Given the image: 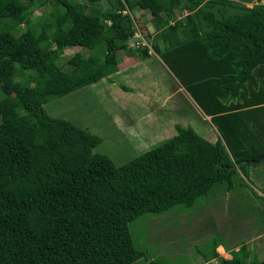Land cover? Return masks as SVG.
I'll return each instance as SVG.
<instances>
[{
  "label": "trees",
  "instance_id": "16d2710c",
  "mask_svg": "<svg viewBox=\"0 0 264 264\" xmlns=\"http://www.w3.org/2000/svg\"><path fill=\"white\" fill-rule=\"evenodd\" d=\"M106 1L108 9L71 0H0V264H134L140 258L164 264L136 246L130 223L177 205L193 208L213 187L231 189L236 168L248 176L250 161L264 157L263 134L251 153L235 145L232 152L242 134L221 121L253 109L264 118V3ZM48 4V15L30 18ZM134 8L151 15L153 51L225 142L177 126L171 138L116 165L94 152L101 137L45 111L51 99L114 74L119 51L137 56L128 44L140 31L132 28ZM178 10L186 14L177 18ZM68 46L94 52H75L64 71L57 62ZM147 51L141 50L144 58ZM245 116L248 135V124L258 121ZM215 247L213 241L207 261L218 257ZM229 253L216 264H264L244 244Z\"/></svg>",
  "mask_w": 264,
  "mask_h": 264
},
{
  "label": "rangeland",
  "instance_id": "374dc122",
  "mask_svg": "<svg viewBox=\"0 0 264 264\" xmlns=\"http://www.w3.org/2000/svg\"><path fill=\"white\" fill-rule=\"evenodd\" d=\"M71 1L86 4L88 9L109 8L106 0L94 3L89 0ZM257 3H264V0L244 2L248 7ZM52 10L49 4L36 7L30 18L33 20L42 18ZM176 13L177 18H181L186 11L178 10ZM131 15L132 28L139 27L140 31L136 30L137 36L133 35L128 44L138 48L135 53L137 56L119 51L117 54L119 70L114 75L51 99L44 104L45 111L50 116L68 119L101 137L100 144L93 149L94 152L108 155L116 165L123 164L162 143L164 138L175 133L176 123L186 125L188 122H194V127L202 133L205 127L210 128L217 138L225 142L221 132L217 134L219 130H216L217 127L212 120L210 121L213 126L195 111L193 105L184 103V100L188 99L184 98L183 89L177 93L175 81L162 65L158 66L156 58L142 56L141 50L144 46L151 56H155L152 48H148V45L151 47V39L157 32L150 21L151 15L139 8H134ZM43 27L41 24L40 28ZM144 34H149V38L147 39ZM138 42L141 44L137 45ZM160 46L164 48L165 44L160 42ZM77 51L84 57L94 52L81 46L66 47L57 62L62 70L71 69L72 66L67 60ZM138 57L139 60L136 59ZM187 98L190 100V97ZM183 103L188 109L190 107L192 116L179 115L177 106L183 108L185 106ZM163 108L165 110H162ZM173 109L177 110V119L173 115ZM162 111L163 113L159 114ZM258 112V109H253L221 118L224 125L227 122L236 124V131L242 134V137L237 135L238 139L231 142L232 152L245 149L248 151L243 152L251 153L249 151H254L259 145V134H263L264 140V118H261V113L258 115ZM246 114L256 116L254 119L258 121L256 125L248 124L246 131L248 135L245 129L242 130ZM166 127H172V131L169 133ZM197 133L202 137L204 135ZM222 133L227 136L225 132ZM209 135L210 133L207 134ZM234 145L237 149L233 148ZM236 170L231 189L215 186L193 208L177 205L164 213L158 215L147 213L132 221L130 230L136 246L164 264H216L220 258H230L231 249H238L241 244L251 250L253 257L263 260L264 163L250 166L248 176L239 168ZM213 241L216 242L215 251L218 257L207 261L206 256L212 254ZM134 264H146V261L140 258Z\"/></svg>",
  "mask_w": 264,
  "mask_h": 264
},
{
  "label": "crops",
  "instance_id": "0c3cea01",
  "mask_svg": "<svg viewBox=\"0 0 264 264\" xmlns=\"http://www.w3.org/2000/svg\"><path fill=\"white\" fill-rule=\"evenodd\" d=\"M144 38V37H143ZM129 46H130V43H129ZM148 48L149 49H151L152 47H149V45H148ZM153 50V49H152ZM154 52V51H153ZM147 53H148V51H147ZM152 54L150 53H148V56L147 57H151V58H156V60L158 61L157 62V64H158V66L159 65H162L163 67H164V69H165V71L167 72V74H169V75H171V79L173 80V81H175V83H176V87H175V90H177V93H180V91H182V89H183V95H184V98H186V99H188L187 101L186 100H184V103L185 104H187V105H193V107H195V111L199 114V115H202L203 117H204V120H206V121H208L209 123H210V125H212L213 126V123L210 121L211 119V117L209 116V115H206L204 112H203V110L197 105V103L194 101V99L191 97V95L186 91V89L183 87V85L181 84V82L178 80V78L175 76V74L171 71V69L166 65V63L162 60V58L159 56V54L158 53H156V52H154V55L155 56H151ZM137 60H139V58H136ZM120 64V63H119ZM118 64V65H119ZM119 70V69H118ZM117 70V71H118ZM116 71V72H117ZM115 72V73H116ZM114 73V74H115ZM114 74H112V75H114ZM112 75H110V76H108V77H106V78H103V79H107V78H110ZM102 80V79H101ZM182 94V93H181ZM187 97H190V100H189V98H187ZM183 103V104H184ZM184 104V105H185ZM165 105V104H164ZM178 105V104H177ZM187 105H185V106H183V108L181 107V108H179L178 106H177V108H178V110H179V115L182 117V115H187V116H192L191 115V113H190V107H189V109H188V106ZM176 107V106H175ZM162 110H165L164 108L162 109ZM173 111H174V117L177 119V114H176V112H177V110H175V109H173ZM161 113H163V111L162 112H160L159 114H161ZM166 113V112H165ZM179 116V117H180ZM180 117V118H181ZM180 121H183V120H180ZM177 126H181V127H192L195 131H197V132H199V133H202L201 131H199L196 127H194V122H188L186 125H183L182 123L181 124H179V123H176L175 125H174V129H175V133L177 132V130H176V127ZM166 129V131H168L169 133L172 131V127H166L165 128ZM208 130V131H207ZM217 130V129H216ZM203 131V133L202 134H204L203 135V138H205V139H207L208 141H210V142H212V143H214V142H216L217 141V137L215 136V134H213L212 133V131L210 130V128H207V127H205L204 128V130H202ZM175 133H173V134H170L167 138H164L163 140L165 141V140H167V139H169V138H171ZM208 133H210V135L209 136H207V134ZM217 134H219L218 133V131H217ZM163 135L165 136L166 134H165V132H164V130H163ZM200 135V134H199ZM261 165V164H260Z\"/></svg>",
  "mask_w": 264,
  "mask_h": 264
},
{
  "label": "water",
  "instance_id": "95a60500",
  "mask_svg": "<svg viewBox=\"0 0 264 264\" xmlns=\"http://www.w3.org/2000/svg\"><path fill=\"white\" fill-rule=\"evenodd\" d=\"M262 163H264V157H262V158H260L258 160H252V161H250V165H252V166L260 165Z\"/></svg>",
  "mask_w": 264,
  "mask_h": 264
},
{
  "label": "built area",
  "instance_id": "2783aa9c",
  "mask_svg": "<svg viewBox=\"0 0 264 264\" xmlns=\"http://www.w3.org/2000/svg\"><path fill=\"white\" fill-rule=\"evenodd\" d=\"M137 32H138V31H137ZM137 32H135V33H134V35H135V36H137V35H136V34H137ZM140 44H141L140 42H138V43H137V45H140Z\"/></svg>",
  "mask_w": 264,
  "mask_h": 264
}]
</instances>
